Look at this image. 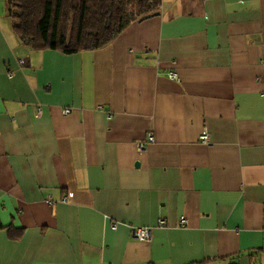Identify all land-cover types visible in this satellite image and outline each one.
Segmentation results:
<instances>
[{
  "label": "crops",
  "instance_id": "0c3cea01",
  "mask_svg": "<svg viewBox=\"0 0 264 264\" xmlns=\"http://www.w3.org/2000/svg\"><path fill=\"white\" fill-rule=\"evenodd\" d=\"M11 6L0 264H264V0H164L74 54L24 44Z\"/></svg>",
  "mask_w": 264,
  "mask_h": 264
},
{
  "label": "trees",
  "instance_id": "16d2710c",
  "mask_svg": "<svg viewBox=\"0 0 264 264\" xmlns=\"http://www.w3.org/2000/svg\"><path fill=\"white\" fill-rule=\"evenodd\" d=\"M164 0H12L13 29L32 49L74 54L102 48ZM1 226V224H0ZM22 228L8 229L12 238Z\"/></svg>",
  "mask_w": 264,
  "mask_h": 264
},
{
  "label": "built area",
  "instance_id": "2783aa9c",
  "mask_svg": "<svg viewBox=\"0 0 264 264\" xmlns=\"http://www.w3.org/2000/svg\"><path fill=\"white\" fill-rule=\"evenodd\" d=\"M172 64H176V61H172ZM169 76L173 79H178V73L176 71L171 70L169 72ZM64 114H68L70 112V109H64L63 110ZM43 110L42 107H37L36 108V114L37 115H42ZM154 136L151 134L149 136V141H153ZM201 140L205 143H209L210 142V138L208 133H203L201 135ZM145 147V143H141L140 144V148H144ZM180 223L181 225H186L187 224V219L185 217H181L180 219ZM166 224V220L163 218L159 219V225H165ZM113 227H116L115 224L112 225ZM132 235L135 239H139V240H150L151 236H152V229L149 226H139V227H133L132 228Z\"/></svg>",
  "mask_w": 264,
  "mask_h": 264
},
{
  "label": "water",
  "instance_id": "95a60500",
  "mask_svg": "<svg viewBox=\"0 0 264 264\" xmlns=\"http://www.w3.org/2000/svg\"><path fill=\"white\" fill-rule=\"evenodd\" d=\"M157 14H159V12H156V13L151 14V15H146V16L142 17L140 20L146 19L148 17L154 16V15H157Z\"/></svg>",
  "mask_w": 264,
  "mask_h": 264
}]
</instances>
